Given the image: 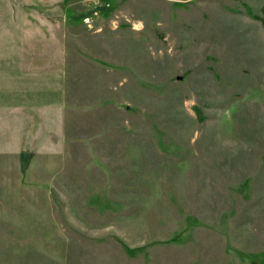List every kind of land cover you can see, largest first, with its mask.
Instances as JSON below:
<instances>
[{
    "label": "rangeland",
    "instance_id": "374dc122",
    "mask_svg": "<svg viewBox=\"0 0 264 264\" xmlns=\"http://www.w3.org/2000/svg\"><path fill=\"white\" fill-rule=\"evenodd\" d=\"M262 19L0 0V264H264Z\"/></svg>",
    "mask_w": 264,
    "mask_h": 264
},
{
    "label": "trees",
    "instance_id": "16d2710c",
    "mask_svg": "<svg viewBox=\"0 0 264 264\" xmlns=\"http://www.w3.org/2000/svg\"><path fill=\"white\" fill-rule=\"evenodd\" d=\"M261 23L264 25V19L261 20ZM22 166L24 167L25 164H22Z\"/></svg>",
    "mask_w": 264,
    "mask_h": 264
}]
</instances>
